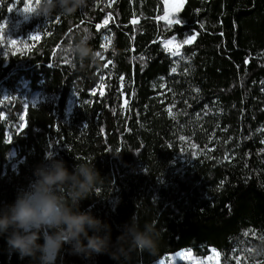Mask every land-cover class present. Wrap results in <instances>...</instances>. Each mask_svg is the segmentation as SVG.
<instances>
[{"label": "trees", "instance_id": "obj_1", "mask_svg": "<svg viewBox=\"0 0 264 264\" xmlns=\"http://www.w3.org/2000/svg\"><path fill=\"white\" fill-rule=\"evenodd\" d=\"M27 2L0 0V23ZM164 13L163 0H86L71 17L33 16L32 45H0V209L51 154L110 181L80 210L111 225L113 245L134 216L161 233L155 254L86 258L65 244L55 264H153L187 249L264 264L253 255L264 235V0H186L170 26ZM84 33L95 61L66 50ZM192 35L178 55L166 47ZM24 84L43 101L25 106ZM10 231L0 264H40L9 246Z\"/></svg>", "mask_w": 264, "mask_h": 264}, {"label": "clouds", "instance_id": "obj_2", "mask_svg": "<svg viewBox=\"0 0 264 264\" xmlns=\"http://www.w3.org/2000/svg\"><path fill=\"white\" fill-rule=\"evenodd\" d=\"M86 5V0H39L27 16L51 18L54 14L71 17ZM91 36L82 34L67 46L79 60L95 61L98 53L90 47ZM48 163L37 166L35 179L21 190L15 202L0 209V234L9 233V246L21 257H36L40 264H55L62 247L71 245L73 254L108 253L115 260L131 258L133 251L155 254L161 239L156 223L147 221L143 228L134 216L125 224L115 245L111 241V225L81 211L80 202L93 196L110 183L94 164L79 162L69 172L63 160L46 156ZM92 233L91 235L89 233ZM43 234L44 243L38 241ZM85 240L87 243H85ZM254 256L264 257V240L255 246Z\"/></svg>", "mask_w": 264, "mask_h": 264}, {"label": "rangeland", "instance_id": "obj_3", "mask_svg": "<svg viewBox=\"0 0 264 264\" xmlns=\"http://www.w3.org/2000/svg\"><path fill=\"white\" fill-rule=\"evenodd\" d=\"M165 6V13L160 18L166 25L170 26L173 23L170 21L178 20V15L181 12L183 5L186 0H163ZM36 0H28V6L34 7ZM177 6H179V11H177ZM23 9V8H22ZM22 9L10 11L4 21L0 23V45L7 44L10 48L15 51H20L23 45H32L35 41L40 38V30L37 26L32 28L26 27L33 16H27L22 12ZM14 12V13H13ZM167 13V15H166ZM34 37H38L34 39ZM15 41V44L12 43ZM193 42V41H192ZM191 42V43H192ZM166 47L175 55L180 53L181 47L187 45L184 43H179L176 40H168L165 42ZM190 44V43H188ZM26 92L23 93V100L25 101V106L29 104L37 105L43 101V97L40 93H33L29 95V90L24 87ZM1 100L4 101L8 98V90L5 86L1 87L0 90ZM71 108L73 107V101L71 102ZM24 120V119H23ZM24 125V122H23ZM15 157L13 153L11 159ZM221 262V256L218 251L212 249L211 253L207 256H196L191 250H181L175 254L169 255L163 259L156 261L153 264H219Z\"/></svg>", "mask_w": 264, "mask_h": 264}, {"label": "snow or ice", "instance_id": "obj_4", "mask_svg": "<svg viewBox=\"0 0 264 264\" xmlns=\"http://www.w3.org/2000/svg\"><path fill=\"white\" fill-rule=\"evenodd\" d=\"M36 3L38 4L39 3V0H36ZM34 10H35L34 7L25 5V7L22 9V12L28 13V12H32ZM176 10L179 11V6H177V9ZM166 15H167V13H166ZM135 22L136 21H133V23H135ZM170 22L171 23H179V20H172ZM105 24H107V21H105ZM36 38H38V37H34V39H36ZM195 39H196V36L195 35H192V36L188 37L186 40H184L183 43L184 44H188V43H191L192 41H194ZM12 43L15 44V41H12ZM181 139H183V137ZM193 147H195V146H193ZM260 238H261V240H264V235H261Z\"/></svg>", "mask_w": 264, "mask_h": 264}]
</instances>
